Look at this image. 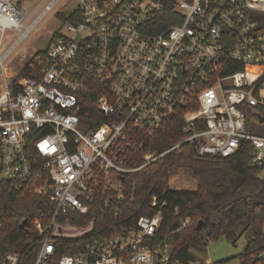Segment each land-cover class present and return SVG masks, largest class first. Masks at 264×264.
I'll list each match as a JSON object with an SVG mask.
<instances>
[{"label":"built area","instance_id":"2783aa9c","mask_svg":"<svg viewBox=\"0 0 264 264\" xmlns=\"http://www.w3.org/2000/svg\"><path fill=\"white\" fill-rule=\"evenodd\" d=\"M161 7L160 0H0V48L5 30L18 34L0 56V180L13 193L29 183L31 143L46 175L37 195L50 204L45 220L33 223V250L0 254V264H182L158 239L165 203L157 195L145 204L154 215L124 212L126 176L197 143L199 155L221 158L249 146L264 177V0H176L181 21L157 34L151 21ZM48 13L58 26L45 52L21 67L34 77L11 84L16 75L8 78L5 59ZM91 88L103 119L94 129L78 100ZM173 118L183 139L157 153L150 143ZM68 246L74 254L59 255Z\"/></svg>","mask_w":264,"mask_h":264},{"label":"trees","instance_id":"16d2710c","mask_svg":"<svg viewBox=\"0 0 264 264\" xmlns=\"http://www.w3.org/2000/svg\"><path fill=\"white\" fill-rule=\"evenodd\" d=\"M160 1L161 11L151 21L152 32L157 34L181 21L175 13L176 0ZM58 16L63 21L70 20L63 14ZM44 52L39 51L37 55ZM32 62L33 58L27 63ZM28 65L21 68L19 78H13L11 84L20 78L34 77ZM96 99L93 88L78 95L80 117L90 121L88 129L98 127L103 120ZM181 127L179 118L167 121L151 141L152 149L162 153L178 144L183 139ZM197 146V143L183 144L140 172L126 176L124 212H136V216L154 215L155 209H147L145 204L152 195H157L158 202L165 203L158 239L166 238L173 257L182 264L198 263L192 250L203 253L210 242L220 239L236 245L242 236H247L246 246L233 259H239L241 264H264V177L259 179L260 170L251 165V149L241 144L234 156L221 158L201 156ZM27 155L33 178L21 191L9 192L7 184L0 180V254L28 255L36 240L33 223L44 221L49 213L48 200L37 195V188L46 179L43 160L31 143ZM180 169L196 183L195 190L169 189V179ZM37 174L40 178H36ZM91 215L96 214L92 212ZM89 218L90 215L77 225H84ZM186 218L189 224L177 231ZM200 221L203 226L196 230ZM61 254L74 252L68 246L60 251ZM228 261L230 259L217 264Z\"/></svg>","mask_w":264,"mask_h":264},{"label":"rangeland","instance_id":"374dc122","mask_svg":"<svg viewBox=\"0 0 264 264\" xmlns=\"http://www.w3.org/2000/svg\"><path fill=\"white\" fill-rule=\"evenodd\" d=\"M60 4L56 6L59 7ZM31 9V8H30ZM30 10L23 11V16H27ZM40 11L34 13L29 21L33 20ZM28 21V22H29ZM58 26V22L54 20L51 13H48L38 23L36 31L31 34L30 39L22 41L15 50L7 56L4 61V68L8 78H13L15 75L19 78L21 67L25 65L35 54L36 51H42L47 48L51 39L52 30ZM18 34L12 29H7L3 33V43L0 48V56L4 55L9 47L17 40ZM20 71V72H19ZM3 86V73L0 69V92ZM178 178L171 183V187L177 190H195L196 183L190 179L187 172L183 169L177 171ZM247 243V236H242L236 245H232L224 239L213 241L208 244L205 251L198 252L192 250L194 258L198 264H217L227 259H230L224 264H241L239 259H233L238 254L242 253ZM264 258V253H263Z\"/></svg>","mask_w":264,"mask_h":264},{"label":"water","instance_id":"95a60500","mask_svg":"<svg viewBox=\"0 0 264 264\" xmlns=\"http://www.w3.org/2000/svg\"><path fill=\"white\" fill-rule=\"evenodd\" d=\"M260 122H264V118L260 117L259 118ZM203 226V222H198V224L196 225V230H199L201 227Z\"/></svg>","mask_w":264,"mask_h":264},{"label":"crops","instance_id":"0c3cea01","mask_svg":"<svg viewBox=\"0 0 264 264\" xmlns=\"http://www.w3.org/2000/svg\"><path fill=\"white\" fill-rule=\"evenodd\" d=\"M263 257V256H262Z\"/></svg>","mask_w":264,"mask_h":264}]
</instances>
